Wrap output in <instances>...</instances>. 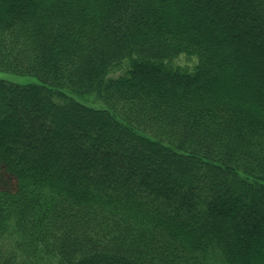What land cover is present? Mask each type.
<instances>
[{
  "label": "trees",
  "instance_id": "obj_1",
  "mask_svg": "<svg viewBox=\"0 0 264 264\" xmlns=\"http://www.w3.org/2000/svg\"><path fill=\"white\" fill-rule=\"evenodd\" d=\"M0 70V264H264V0H0Z\"/></svg>",
  "mask_w": 264,
  "mask_h": 264
},
{
  "label": "rangeland",
  "instance_id": "obj_2",
  "mask_svg": "<svg viewBox=\"0 0 264 264\" xmlns=\"http://www.w3.org/2000/svg\"><path fill=\"white\" fill-rule=\"evenodd\" d=\"M185 57L181 56L178 59V62L181 64H191V60L186 62L185 59H183ZM0 79H5V80H9V81H14V82H19V83H26V82H33V81H37L35 77L33 76H29V75H22V74H18L12 71H7V70H0ZM76 98L81 101L84 102L88 105H92L95 107H102L101 102L93 95V94H87V95H83V96H76Z\"/></svg>",
  "mask_w": 264,
  "mask_h": 264
}]
</instances>
